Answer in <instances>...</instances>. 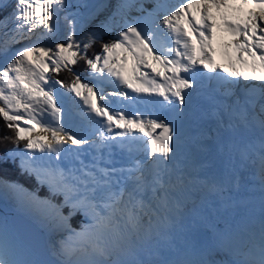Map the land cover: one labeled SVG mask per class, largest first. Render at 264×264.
<instances>
[{"label":"snow or ice","instance_id":"1","mask_svg":"<svg viewBox=\"0 0 264 264\" xmlns=\"http://www.w3.org/2000/svg\"><path fill=\"white\" fill-rule=\"evenodd\" d=\"M149 2L15 0L0 15V264H264V0ZM248 166L258 213L236 194Z\"/></svg>","mask_w":264,"mask_h":264},{"label":"bare ground","instance_id":"2","mask_svg":"<svg viewBox=\"0 0 264 264\" xmlns=\"http://www.w3.org/2000/svg\"><path fill=\"white\" fill-rule=\"evenodd\" d=\"M145 3V7L150 9L152 7L151 2L149 0H143ZM111 3H115V0H111ZM111 9L108 11L102 13L98 19H104V17L110 12ZM132 16L139 15L138 12L133 11L131 13ZM216 37H219V41L222 44H227V41L231 39V37L227 35H222L219 33V31L216 32ZM55 39V38H54ZM42 43H52L49 40H45ZM25 44H21L17 47H14L12 49L13 52H15L16 49L23 48ZM5 63V57L3 55H0V67H2ZM222 169V162L219 158H215L212 163V167L207 170L208 175H218ZM241 187L238 191L239 197L242 199L251 201V206L255 208V211L258 213L259 212V199H260V188H259V174H258V169H256L253 166H248L244 169L241 170ZM1 208V206H0ZM2 211H7L5 210L6 208H1ZM74 227V226H73Z\"/></svg>","mask_w":264,"mask_h":264},{"label":"trees","instance_id":"3","mask_svg":"<svg viewBox=\"0 0 264 264\" xmlns=\"http://www.w3.org/2000/svg\"><path fill=\"white\" fill-rule=\"evenodd\" d=\"M3 13H0V15H2ZM100 49L99 43H97L95 46H93L90 50H89V55L92 56L96 50ZM74 71L77 73H80L82 77H85L86 73V69L84 68V66L81 65V62L79 64H77L74 67ZM61 76H58L57 79L63 80L65 83H70L71 80V74L66 72H60ZM10 136L11 132L5 127V123L3 121V119H0V139H2L4 136ZM12 144L8 143L7 141H3L0 142V156H2L6 149L11 148ZM6 170L8 171L9 175L13 178L14 174L12 173V168L11 165L9 164L8 166H6ZM19 177V176H16ZM15 177V178H16ZM13 178V179H15ZM20 182L24 183L27 187L31 188L32 187V180H25L23 177H20ZM42 193V192H39ZM43 193L45 194V192L43 191ZM78 219L73 221V225L75 227L78 226Z\"/></svg>","mask_w":264,"mask_h":264},{"label":"rangeland","instance_id":"4","mask_svg":"<svg viewBox=\"0 0 264 264\" xmlns=\"http://www.w3.org/2000/svg\"><path fill=\"white\" fill-rule=\"evenodd\" d=\"M6 2L8 3V7H7L6 9H0V13L5 14L6 12H10V11L12 10V5H14L15 0H6ZM3 14H2V15H3ZM98 20H99V19H98ZM94 23H95V22H94ZM62 36H63V28H61L60 34H59L57 37H53V39L51 40V42L53 43V42L58 41ZM54 38H55V39H54ZM109 38H110L109 36H105V37H104V41H107ZM21 44H22V43H21ZM21 44H17V45H15L14 47H17V46H19V45H21ZM99 51H100V49L96 50L95 53H97V52H99ZM95 53H94V54H95ZM81 65L84 66V68H85V65H84L83 62H81ZM85 69H86V68H85ZM61 72H66V71H61ZM86 75H87V74H86ZM86 75H85V77H86ZM58 76H61V73H59V74L56 76V78H57ZM85 77H82V79L85 78ZM109 90H111V89H109ZM3 155H4V154H3ZM17 163H18V161H17ZM9 164L11 165V162H9ZM11 168H12L11 171H12V173L14 174V177H13V178H15L16 176H19L18 171L16 170V168H15L14 166H11ZM20 177H21V176H20ZM20 177H16L15 179H19V180H20ZM1 208H6L5 210H7V211H2ZM1 208H0V213H3V212H10V211H12L11 207L1 206Z\"/></svg>","mask_w":264,"mask_h":264},{"label":"water","instance_id":"5","mask_svg":"<svg viewBox=\"0 0 264 264\" xmlns=\"http://www.w3.org/2000/svg\"><path fill=\"white\" fill-rule=\"evenodd\" d=\"M98 2H100V0H88V3L89 4H95V3H98ZM81 11H85V10L84 9H81ZM22 44H24V43H22Z\"/></svg>","mask_w":264,"mask_h":264}]
</instances>
